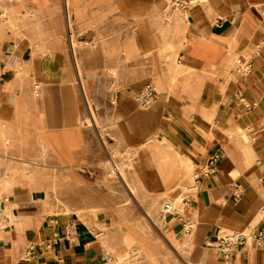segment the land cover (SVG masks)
<instances>
[{"label":"crops","instance_id":"crops-1","mask_svg":"<svg viewBox=\"0 0 264 264\" xmlns=\"http://www.w3.org/2000/svg\"><path fill=\"white\" fill-rule=\"evenodd\" d=\"M168 1L0 0V181L22 176L13 171L53 140L70 145L46 152L57 168L93 162V134L106 127L94 116L109 112L123 146L164 136L193 166L190 180L170 184H182L178 216L160 225L181 264H264V246L252 241L228 258L215 250L263 225L264 0H179L184 11ZM153 83L157 101L142 109L135 99ZM214 152L217 173L195 183ZM20 182L0 191V264H111L107 247L119 249L124 232L108 215L63 217ZM153 244L144 264H168ZM130 252L119 251L121 264H137Z\"/></svg>","mask_w":264,"mask_h":264},{"label":"rangeland","instance_id":"rangeland-1","mask_svg":"<svg viewBox=\"0 0 264 264\" xmlns=\"http://www.w3.org/2000/svg\"><path fill=\"white\" fill-rule=\"evenodd\" d=\"M168 2V9L170 10L171 3L170 1ZM153 84L155 90L158 92L156 84ZM100 114L101 116L99 113H95L96 117L94 116L93 122L96 126L99 124L106 127L104 128L105 131L102 130L103 127H99V133L98 129H96L93 134L95 149L99 153V157L93 162H82L77 167L57 168V164L49 158L50 156L46 152L48 150L55 152L57 149L67 151L70 145L58 144L56 140H53L52 142L41 144V146L39 145V152L42 158L30 161L29 163L25 162L23 165L21 164L24 167L21 171H13L14 173H23L22 176L11 175L7 176L5 180H1L0 191L11 190L13 184L19 183V179H21L20 184L29 185V187L24 188L31 191H39L44 199L48 200L56 208L57 214H63V216L65 215L64 217L70 213H105L111 220V230L115 231L118 226L119 231L121 233L124 232L119 249L115 250L107 247L110 261L114 257L121 264L123 260L119 256V251L123 250L126 253L131 251L125 256L129 259L128 262L132 261V263L144 264L145 259H143L142 254L151 258L156 251L153 244L156 242L161 247V252H168L169 255L165 256L160 252L158 254V261L162 260L169 264V260H172L173 264H181L180 257L170 251L171 249L163 237L160 225H164V223L160 209L167 200V197L161 199L162 195H174L171 190L184 178L183 170L179 171L175 178L179 182L176 183L175 187H171L170 183L145 195L137 189L132 176L128 175L125 181H120L119 175L115 176L112 174L111 165H117V168L123 165V163L125 165L129 155L134 150L141 148L140 144L147 139L143 140L137 148L123 146L112 135L115 127L112 125V122L108 123L111 120L108 119L110 113L105 112ZM84 122L87 125L91 124V121L86 118ZM142 123L144 126V120ZM99 135L101 140L99 139ZM145 138L147 137L144 136L143 139ZM184 169H189L192 173L193 166L187 161ZM118 223L120 224L118 225ZM6 227L7 225L3 229ZM113 239V244L117 245L118 237ZM115 260L111 261V264H115Z\"/></svg>","mask_w":264,"mask_h":264},{"label":"bare ground","instance_id":"bare-ground-1","mask_svg":"<svg viewBox=\"0 0 264 264\" xmlns=\"http://www.w3.org/2000/svg\"><path fill=\"white\" fill-rule=\"evenodd\" d=\"M170 82H171V80H170ZM203 120H204L206 125H209V126L212 125L211 124L212 123L211 118L206 117V118H203ZM211 131H212V129H211ZM140 145H141V148H138V149L134 150L132 152V154L129 155V158L125 162V165L123 163V165L119 166L118 169H119V180L120 181H125L126 177L128 175L132 176L133 182H134L135 186H137V189H139L145 195L146 193L148 194V192H154L157 189H159L160 187H163V186H165L167 184L172 183L175 180V178H176L177 174L179 173V171L183 170L184 175H185L184 176L185 180L186 181L190 180V178H191V170L184 169V166L186 165L187 161L186 160H184V161L178 160V158L176 159L172 155L171 146L166 142V139H165L164 136L155 137L154 140L148 138L146 141H144ZM39 154H41V153H39ZM175 172H176V174H173ZM181 187H182V184L181 185H177L174 189L171 190L173 192V194H174L173 196H167V194L165 193L166 195H164V196L162 195L161 199H165L167 197L166 201H168V203H170L174 208H176L177 205L180 203V200H181V196H180ZM160 210H161V213H162V220H163V223L165 225V223L167 221L172 219V215L166 213L165 211H163V206H162V208ZM154 213H156V211H154ZM160 216H161V214H160ZM5 225H7V219L4 216V223H3L2 227H1L2 230H3V227ZM113 260H115L114 257L111 258L112 262H113ZM115 264H120V263L117 262V260H115Z\"/></svg>","mask_w":264,"mask_h":264},{"label":"built area","instance_id":"built-area-1","mask_svg":"<svg viewBox=\"0 0 264 264\" xmlns=\"http://www.w3.org/2000/svg\"><path fill=\"white\" fill-rule=\"evenodd\" d=\"M187 5L183 1L176 0L170 4V9L184 11ZM137 105L142 108H148L157 101V93L155 87L151 84H146L140 93L135 99ZM219 161V153H212L206 160L203 168L193 176V181L199 183L202 179L209 178L217 173V165ZM111 172L113 175H119L118 168L111 165ZM108 172V173H111ZM186 206V203L183 204ZM163 211L172 216H178V210L174 208L170 203L163 204ZM263 213V225L259 229H249L248 234H234L223 237L219 240L218 244L215 247V250L218 254L222 255L225 258H228L232 255L233 249L239 246L245 245L248 241H252L257 247L264 246V209ZM183 226L187 231L192 229V224L188 221L182 220ZM4 223L3 209L0 207V229Z\"/></svg>","mask_w":264,"mask_h":264}]
</instances>
